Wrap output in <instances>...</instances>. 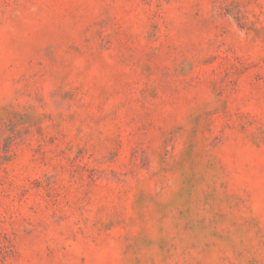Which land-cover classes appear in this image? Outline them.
<instances>
[{
    "label": "clouds",
    "instance_id": "clouds-1",
    "mask_svg": "<svg viewBox=\"0 0 264 264\" xmlns=\"http://www.w3.org/2000/svg\"><path fill=\"white\" fill-rule=\"evenodd\" d=\"M0 264H264V0H0Z\"/></svg>",
    "mask_w": 264,
    "mask_h": 264
},
{
    "label": "rangeland",
    "instance_id": "rangeland-1",
    "mask_svg": "<svg viewBox=\"0 0 264 264\" xmlns=\"http://www.w3.org/2000/svg\"><path fill=\"white\" fill-rule=\"evenodd\" d=\"M210 70H211V69H210ZM223 71H224V75H225V76H227L229 73H231V74H233V75L236 74L235 72L232 71V68H231V67H227V68H225ZM215 83H216V82L213 81V85H215ZM201 127H203L205 131H210L205 125H201L200 123H197V126H196V127L194 128V130H193V136H194V137L197 136V135H199V134H201ZM213 139H219V137H215V138H213ZM189 155H190V156L192 155V151H191V149H190V151H189ZM34 185H35L36 187H40V184H39L38 181L34 182ZM180 215L182 216L183 213L181 212Z\"/></svg>",
    "mask_w": 264,
    "mask_h": 264
}]
</instances>
